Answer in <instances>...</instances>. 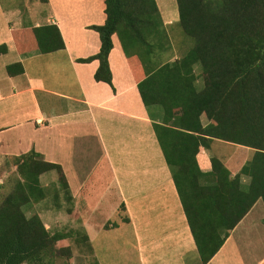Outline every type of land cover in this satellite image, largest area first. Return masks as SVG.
<instances>
[{
    "label": "trees",
    "instance_id": "trees-1",
    "mask_svg": "<svg viewBox=\"0 0 264 264\" xmlns=\"http://www.w3.org/2000/svg\"><path fill=\"white\" fill-rule=\"evenodd\" d=\"M176 1L178 25L193 40L182 57L174 59L156 0H104L105 24L89 28L100 36V51L78 62L99 61L95 81L112 86L109 56L117 35L126 57L141 65L142 73L135 72L141 98L147 108L163 109V122L154 123V131L201 264H208L257 201L264 203V0ZM13 38L20 54L65 50L56 25L25 26ZM6 51L0 46V54ZM7 73L23 74L22 64L8 66ZM214 140L255 153L235 177L213 157L205 186L197 155ZM12 160L17 178L0 205V264H54L60 255L71 261L72 249L57 246L77 231L50 234L38 214L28 217L25 211L47 199L40 178L50 172L57 175L58 195L72 200L63 167L34 150ZM243 176L249 178L245 186ZM81 239L91 246L87 234Z\"/></svg>",
    "mask_w": 264,
    "mask_h": 264
},
{
    "label": "crops",
    "instance_id": "crops-1",
    "mask_svg": "<svg viewBox=\"0 0 264 264\" xmlns=\"http://www.w3.org/2000/svg\"><path fill=\"white\" fill-rule=\"evenodd\" d=\"M42 4L49 7V12L32 5L27 11H6L0 3V46L7 48L0 58L14 56L12 63L0 62V164L34 150L45 161L63 167L72 200L58 195V187L49 188L57 182V175L47 173L40 178L46 190L45 202L52 203L57 210L72 211L69 217H76V212L79 227L75 225L79 229L83 227L85 231L89 220H96L93 214L101 210L89 203L106 202L111 207L109 212L115 215L122 206V223H101L97 229L114 231L128 226L134 230L142 264H201L172 172L153 127L154 123L163 122V109L147 108L138 89L135 72L142 73L141 65L126 57L117 35L112 38L114 48L109 56L112 86L95 81L99 61L78 62L100 51V36L89 28L105 24L104 0H47ZM162 19L165 27H172L179 16L174 17L175 23L165 21L164 15ZM46 24L59 28L65 50L48 55L37 51L18 53L13 32ZM51 55L55 59L51 57L47 67L41 57ZM18 63L24 73L9 76L7 67ZM195 71L199 74L198 67ZM202 86L199 81L198 87ZM39 93L46 98L44 109ZM55 105L62 107L55 110ZM202 121L205 122L203 117ZM212 146L208 150L201 148L197 155L205 186H209L213 157L235 177L255 153L251 148L237 146L233 154L223 158L215 156ZM248 152H253V156ZM98 178L101 183L106 179L105 186L94 187L92 182ZM248 183L249 178L243 176L242 185ZM117 190L119 199L114 200L110 195ZM87 236L91 244V236ZM208 264H264L262 200L230 232Z\"/></svg>",
    "mask_w": 264,
    "mask_h": 264
},
{
    "label": "rangeland",
    "instance_id": "rangeland-1",
    "mask_svg": "<svg viewBox=\"0 0 264 264\" xmlns=\"http://www.w3.org/2000/svg\"><path fill=\"white\" fill-rule=\"evenodd\" d=\"M32 1L34 2H30L29 0H0V3L3 9L6 11H14L18 9L27 11L28 7L32 5L39 11L42 10L45 12H49V7L42 4L43 2L41 0ZM156 2L161 11V15L165 16V21H172L173 23H175L173 21L174 17L176 15L179 16L177 1L156 0ZM165 29L169 34L170 42L173 48L174 59L175 57H182L188 51L189 47L193 45V40L185 36L178 23L173 25L172 27H165ZM51 57L54 58L55 55L41 57V59H43L41 60V62L46 63V66L48 67L50 65V61L53 60L51 59ZM164 57L165 55H163V58ZM13 60V54L7 57L0 58L1 63H12ZM73 90L74 89L72 88V85H70L69 91L72 92ZM38 98L41 104H43L44 109L46 98H43L40 93L38 95ZM57 106L59 108L62 107V105H55V110H57ZM203 119L206 120L205 116H203ZM212 145V149L213 151H215V156L223 158H225L226 155L233 154L236 149L235 147H237L236 145L225 143L219 140H214ZM251 154H253V152H248V155L250 157L253 156ZM12 161L13 160L11 159L9 163L3 162L0 164V205L6 198V196L12 191L14 187V181L17 178L15 169L11 165ZM50 173L56 175L55 172ZM99 177H101V175ZM105 183L106 179L101 183V178H98L97 180H94L92 182L94 187L99 185L105 186ZM103 186L99 187L98 189H102ZM57 187L59 188L58 182H56L49 188L55 189ZM119 194L120 192L117 190L113 195L110 196L112 197V199L118 200ZM46 200L39 203H32L29 207H26L25 211L27 216L31 217L34 214H38L50 234L65 233L72 230L77 231V234H75L71 238L59 242L57 246V249L70 247L72 249L73 255L72 260L69 261L66 256L60 255L56 258V260H54V264H142L140 258L141 247L137 242L134 230L129 229L128 226H122V229L114 231L97 229L99 224L101 223H122L121 217L123 219L124 212L122 206L119 209V213L115 215L114 213L111 214V212H109L111 207H109L106 202L97 204L96 201H93L92 203H89L91 204L90 206L94 208L100 206L101 210H98L96 214H93L92 218H96V220L90 219V223H87V225L85 226L86 230L84 231L83 227L80 229L78 228L79 222L77 221L76 212H74L76 214V217H69L72 211L68 213L66 208H64V210H61V208L60 210H57L56 206L52 207V203L45 202ZM85 215L87 216V213H85ZM97 220L99 221L96 223L95 221ZM75 223H77L78 227L75 225ZM107 228H109V226H107ZM86 232L91 236V246L85 244V241L81 239V236L84 235V233L87 234Z\"/></svg>",
    "mask_w": 264,
    "mask_h": 264
}]
</instances>
